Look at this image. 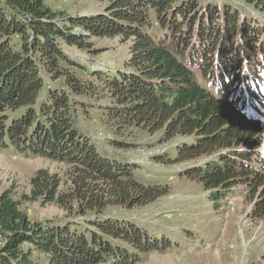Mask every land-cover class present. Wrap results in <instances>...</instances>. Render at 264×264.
<instances>
[{
  "label": "trees",
  "instance_id": "trees-1",
  "mask_svg": "<svg viewBox=\"0 0 264 264\" xmlns=\"http://www.w3.org/2000/svg\"><path fill=\"white\" fill-rule=\"evenodd\" d=\"M104 1L98 14L69 16L45 0H0V148L66 168L64 178L37 170L24 201L94 215L83 224L32 222L13 191L0 189V264H130L136 251L171 247L131 221L103 215L109 206H146L168 190L136 179L137 167L103 154L77 125L78 109L87 106L78 99L96 94L97 85L122 126L180 137L173 162L200 160L184 173L189 179L222 196L253 186L264 206L259 23L248 26L236 9L203 8L200 0ZM242 1L264 12V0ZM94 38L126 45L121 67L89 72L63 50L92 52ZM241 148L255 150L253 161ZM154 158L164 163L165 156Z\"/></svg>",
  "mask_w": 264,
  "mask_h": 264
},
{
  "label": "rangeland",
  "instance_id": "rangeland-1",
  "mask_svg": "<svg viewBox=\"0 0 264 264\" xmlns=\"http://www.w3.org/2000/svg\"><path fill=\"white\" fill-rule=\"evenodd\" d=\"M200 1L203 8L211 5L218 10L223 6L236 9L240 21L243 17L242 21L248 26L257 22L264 33V12L246 2ZM45 2L54 11L69 16L98 14L108 5L104 0ZM240 35L238 31L239 38ZM219 39L220 43L225 42L226 34L223 33ZM91 41L95 48L92 52L72 47H63V50L86 66L89 72L103 70L109 73L122 66L121 59L126 54V51L122 50L126 45H120L117 40L101 38ZM110 45L114 46L115 50L104 52ZM242 57L245 55L240 56ZM82 78H86L85 74ZM87 80L89 84L96 85L94 80ZM200 83L203 84V80ZM211 90L224 98L220 90ZM107 94L108 92L101 91L100 85H97L96 94L78 99L87 106L78 109L77 125L103 154L137 167L134 170L136 179L144 184L168 190L166 195L146 206L132 209L109 206L104 209L105 217L131 221L150 237L166 240L171 245L169 249L136 251L130 264H264V206L260 202L263 191L253 186L236 185L230 191L223 192L224 196L213 195V192L207 191L201 184L184 174L190 166L200 160L192 163L173 162V151L176 143L180 141L179 136L165 140L158 133L151 135L139 128L122 126L107 110L113 103ZM240 151L248 153L253 161L255 150L241 148ZM159 155L165 156L164 163L155 160L154 157ZM210 158L211 156L203 159ZM39 169H48L64 178L66 168L39 156L0 148V189L13 191V197L19 203L20 210L30 221H69L83 224L86 219L93 220L94 215L91 212L82 215L75 211H64L52 204L24 201L23 196L29 195L30 191L29 180ZM61 190L65 191L67 187L62 186ZM1 244L0 237V246Z\"/></svg>",
  "mask_w": 264,
  "mask_h": 264
}]
</instances>
